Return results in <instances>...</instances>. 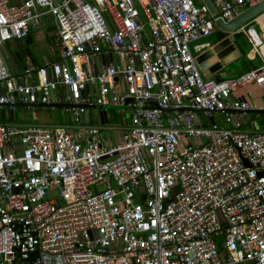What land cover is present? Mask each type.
Returning a JSON list of instances; mask_svg holds the SVG:
<instances>
[{
  "label": "built area",
  "instance_id": "built-area-1",
  "mask_svg": "<svg viewBox=\"0 0 264 264\" xmlns=\"http://www.w3.org/2000/svg\"><path fill=\"white\" fill-rule=\"evenodd\" d=\"M210 1L0 0V43L49 16L58 51L12 72L0 49V107L70 118L0 121V264H264V130L246 112L264 110V60L202 77L189 48L260 0ZM126 98L118 142L83 119Z\"/></svg>",
  "mask_w": 264,
  "mask_h": 264
},
{
  "label": "rangeland",
  "instance_id": "rangeland-1",
  "mask_svg": "<svg viewBox=\"0 0 264 264\" xmlns=\"http://www.w3.org/2000/svg\"><path fill=\"white\" fill-rule=\"evenodd\" d=\"M199 0H194V2H198ZM41 29L42 32H45L46 34L52 32V25L49 16H41ZM264 13L261 15V18L258 16L256 20L252 19L248 23L253 24V28L247 29V33L241 34L239 36H235L234 32H221L218 27H213V32L209 35L199 38L198 40L192 42L189 44V48L191 53L193 54V44L198 43L200 41H208L211 42L213 40H216L217 35H220V42L224 39H228L230 42L231 39L234 41V45H236L241 54H245L249 51V49H256L255 50V57L252 59V64L257 67L259 64H261L262 60H264V36L261 35V32L264 33ZM247 23V24H248ZM246 26V24L244 25ZM239 30V29H237ZM34 30H32L33 32ZM240 31V30H239ZM237 33V32H236ZM260 34L261 38L255 37V35ZM252 41V42H251ZM219 42V43H220ZM262 42V43H261ZM250 59V55L247 56L246 60ZM241 61L242 60H235L230 63H228L225 68L220 69L217 73V78H228L233 77L235 74H233V71H237L239 67H241ZM201 76L203 77V72L200 71ZM216 79V78H215ZM255 91V90H254ZM242 92V91H241ZM257 97H261L262 90L260 89ZM258 106L260 105V102L257 103ZM98 109H92L87 108L86 109V118L85 120L91 124H95L98 126H103L104 129H101V134L105 135L104 139L116 141L118 142L119 134L121 133V130H119V127H122L128 122V116L129 113L125 110H119L115 108H108L106 110L107 114V120L103 123H100L98 118ZM1 112L3 114L1 118ZM197 115H201L200 111L196 112ZM11 114V115H10ZM92 114L95 115V119L92 118ZM250 116L256 117V122L258 125L259 130H264V113H260L259 116H257V113H249ZM9 121L13 123H50V124H59V123H66L70 121L69 114L61 109V107H35V108H29L26 106H16L15 110L10 113L7 111L6 108L0 107V121ZM208 120H206L203 124L208 125ZM112 128V129H107ZM238 264H245V263H238Z\"/></svg>",
  "mask_w": 264,
  "mask_h": 264
},
{
  "label": "crops",
  "instance_id": "crops-1",
  "mask_svg": "<svg viewBox=\"0 0 264 264\" xmlns=\"http://www.w3.org/2000/svg\"><path fill=\"white\" fill-rule=\"evenodd\" d=\"M261 18V16H259ZM50 18V17H49ZM51 21V18H50ZM264 21V19H263ZM41 19L39 18L38 21L34 24H30L27 35L19 39L20 43L17 46L16 39H8L3 41V44L6 48V50L12 54L15 59L12 61V64H10L9 68L12 72H20L23 67L31 65L33 67L41 66L45 62H56L58 61V51H57V45L55 44L54 40V27L53 23L51 21L52 25V32L46 34L45 32H42L41 29ZM253 24L248 23L246 26H244L242 29L239 28V30L234 31V35L237 33L246 34L247 29L253 28ZM32 30H34L32 32ZM240 34V35H241ZM261 35L264 36V33L261 32ZM260 34L255 35V37L261 38ZM220 35H217L216 40H213L211 42L208 41H200L198 43L193 44V55L198 60L199 63H204L203 67L204 69H201L203 72L204 77H210V78H216L217 79V73L220 69L225 68V66L232 62L242 59L241 52L239 48L234 45L233 39L229 42V45H226L219 49L218 44L220 42ZM262 43V42H261ZM251 49L246 53L245 57L247 58L248 55H250ZM237 53V57L232 58L233 52ZM232 58V59H231ZM231 59V60H230ZM246 61V59H243ZM241 67L238 68L237 71H233V74L238 73L241 71ZM206 72V74L204 73ZM255 90V91H254ZM259 88L255 86H248L243 89H240L238 91L239 95H242L246 100L253 104H257L260 102L261 97H257L259 92ZM242 91V92H241ZM257 94V96H256ZM37 106L29 107V108H35ZM95 109V108H92ZM86 110L83 115V119L86 118ZM249 115V113L247 114ZM93 119H95V115H91ZM250 116V115H249ZM98 118L100 123H103L107 120V114L106 119L100 118V113L98 111ZM85 122H87L85 120ZM89 123V122H88ZM102 137L105 135L101 134Z\"/></svg>",
  "mask_w": 264,
  "mask_h": 264
},
{
  "label": "water",
  "instance_id": "water-1",
  "mask_svg": "<svg viewBox=\"0 0 264 264\" xmlns=\"http://www.w3.org/2000/svg\"><path fill=\"white\" fill-rule=\"evenodd\" d=\"M202 2H204L206 4V6L208 7L210 12H214V7L211 3L210 0H200ZM264 11V0H260L259 2L255 3L254 5L244 9L242 12H240L238 15H236L235 17H233L231 20H229L228 22L224 23L222 20H217V27L221 32H234L237 29L241 28L242 26H244L245 24H247L250 20L254 19L255 17H257L261 12ZM17 41V46L20 43L19 39H16ZM229 45V41L228 39H224L222 40V42H220L218 44L219 49ZM0 49L4 55V58L7 62V65L10 66V64H12V61H14L15 57L10 54L3 43H0ZM237 57V53L234 51L232 58ZM231 58V59H232ZM230 59V60H231ZM196 61L198 62V60L196 59ZM198 65L201 69H204L203 65L204 63H199ZM206 74V72H204ZM131 101V98H126L124 100V103L120 106H115V105H111V106H105V107H98V106H87V108H95V109H108V108H115V109H121L124 108L126 103ZM151 102L154 104V107H156L155 101L151 100ZM40 106V107H65V106H69L68 104H34V105H27V104H18L17 106ZM180 109L182 110H190L193 112H197V111H202V109L197 108V107H181ZM246 112L248 113H264L263 109H248L246 110Z\"/></svg>",
  "mask_w": 264,
  "mask_h": 264
},
{
  "label": "trees",
  "instance_id": "trees-1",
  "mask_svg": "<svg viewBox=\"0 0 264 264\" xmlns=\"http://www.w3.org/2000/svg\"><path fill=\"white\" fill-rule=\"evenodd\" d=\"M240 34L241 33H236L235 36H239ZM241 56H242V59H241L242 60L241 61V69L242 70L239 71L238 73H236L235 75H237V74H239V73H241V72H243V71H245V70H247L249 68L255 67V65L251 63L252 62V59H254V57H255V54H250V59L249 60H246V61L243 60L244 58L246 59L245 54L243 53V54H241ZM238 59H239V57L237 58V60ZM2 116H3V114L1 112V118H2Z\"/></svg>",
  "mask_w": 264,
  "mask_h": 264
},
{
  "label": "bare ground",
  "instance_id": "bare-ground-1",
  "mask_svg": "<svg viewBox=\"0 0 264 264\" xmlns=\"http://www.w3.org/2000/svg\"><path fill=\"white\" fill-rule=\"evenodd\" d=\"M263 13H264V11L263 12H261L258 16H261V15H263Z\"/></svg>",
  "mask_w": 264,
  "mask_h": 264
}]
</instances>
